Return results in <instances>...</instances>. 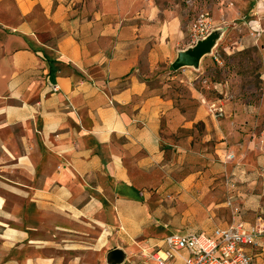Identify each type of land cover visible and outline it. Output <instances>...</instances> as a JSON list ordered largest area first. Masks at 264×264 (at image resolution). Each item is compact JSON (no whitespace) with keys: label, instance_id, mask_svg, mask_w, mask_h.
<instances>
[{"label":"crops","instance_id":"0c3cea01","mask_svg":"<svg viewBox=\"0 0 264 264\" xmlns=\"http://www.w3.org/2000/svg\"><path fill=\"white\" fill-rule=\"evenodd\" d=\"M196 10L192 0H0V264H108L116 249L121 264H159L147 257L167 247L154 237L158 195L174 193L173 222L202 223L171 235L233 223L227 190L210 186L217 172L238 183L236 220L263 228L248 252L264 264V94L216 119L205 93L225 85L207 84V59L173 69L193 47ZM243 13L213 11V30L237 36L233 51L256 45L235 35ZM195 136L236 160L209 168L204 150L205 170L178 180L174 160L198 155Z\"/></svg>","mask_w":264,"mask_h":264},{"label":"rangeland","instance_id":"374dc122","mask_svg":"<svg viewBox=\"0 0 264 264\" xmlns=\"http://www.w3.org/2000/svg\"><path fill=\"white\" fill-rule=\"evenodd\" d=\"M194 6L197 7V10L194 14L193 22L198 18V15L201 13L207 12L212 18L213 28L216 24L214 20L213 11L215 8H223V7H234L235 3H239L242 6L243 16L241 18L247 23L246 32H240L242 30H238L235 32V35L239 34H249L250 36L255 37L256 45L251 46L250 48H245L243 50L233 51L230 49L233 43L235 42L234 33H231L232 30H229L227 36L222 40L220 46L217 48L215 55L207 54L202 60H206V64L204 65V70L206 72V78L208 79V83L213 82L214 84H223L222 88L219 87V90H215L212 92H206V96L210 98V112L212 116L216 118V116L212 113L213 105L220 106L224 114L222 117H217L216 119H223L228 116H233L234 109L231 104L234 101H242L244 104L252 105L258 104L262 99L264 94V0H192ZM221 21L225 20L221 18ZM229 26V25H228ZM235 25H231L234 27ZM216 27V26H215ZM256 28V29H253ZM235 29V30H236ZM223 30V29H222ZM224 30V31H225ZM254 30V31H253ZM262 37V38H261ZM258 39L260 41H258ZM187 68H194L193 66ZM196 69V68H195ZM166 71V70H164ZM204 84V85H207ZM183 94H186L183 91ZM264 125V124H263ZM197 130L199 133L202 132L203 127L201 124L197 126ZM195 129L191 132V135H195ZM196 148L199 150L198 155L194 156L192 159L180 160L176 158L174 163L179 167L180 165L184 168L179 170L178 180L181 178H185L187 174L191 171H201L205 170V167H202L200 154H203L206 150L208 153H212L213 157L209 159L208 166L215 165H227L229 162H234L236 159L235 152L230 151L228 154L221 158V156L215 153V145L214 143H210L207 146H200L201 137L195 136ZM216 155V156H215ZM230 155H234V158H230ZM214 183L211 186L213 192L215 191H224L227 190L228 197L227 199H223V203H227L228 211H230L231 221H237L236 217L241 213L239 209L234 204V199H232L231 195L237 191L238 183L235 182L232 177L226 174H221V172H217L213 174ZM230 190V193H229ZM231 194V195H230ZM159 205H162L164 215H160V224L156 223L154 228L156 231L155 239L161 242V240L165 239L167 236L171 234L169 232H173L174 230L184 229L191 230L196 227L202 226L201 222L196 223H179L173 222V216H178L179 214L172 210L175 209V202H172L174 199V193L165 192L163 194L158 195ZM183 215V214H182ZM200 228V227H199ZM153 236V235H152ZM157 241V242H158Z\"/></svg>","mask_w":264,"mask_h":264},{"label":"built area","instance_id":"2783aa9c","mask_svg":"<svg viewBox=\"0 0 264 264\" xmlns=\"http://www.w3.org/2000/svg\"><path fill=\"white\" fill-rule=\"evenodd\" d=\"M213 29L211 16L207 12L199 14L191 27L193 46L210 36ZM211 110L216 117L224 114L220 106L213 105ZM229 157L233 159L234 155ZM261 234L263 228L258 225L248 227L242 221H234L226 229L217 228L211 236L201 233L170 235L164 241L166 250L151 252L147 257L159 264H173L176 257L186 253L184 264H256L248 248L260 245Z\"/></svg>","mask_w":264,"mask_h":264},{"label":"water","instance_id":"95a60500","mask_svg":"<svg viewBox=\"0 0 264 264\" xmlns=\"http://www.w3.org/2000/svg\"><path fill=\"white\" fill-rule=\"evenodd\" d=\"M223 34L224 30L222 29L214 31L205 40L197 42L189 51L180 53L173 64V69L176 71L191 66L199 68L202 62L201 60L206 57L207 54L212 53ZM125 256L126 254L122 249L112 250L108 255V264H121L125 261Z\"/></svg>","mask_w":264,"mask_h":264}]
</instances>
